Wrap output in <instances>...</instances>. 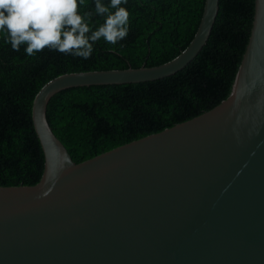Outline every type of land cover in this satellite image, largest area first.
Segmentation results:
<instances>
[{
	"label": "water",
	"instance_id": "1",
	"mask_svg": "<svg viewBox=\"0 0 264 264\" xmlns=\"http://www.w3.org/2000/svg\"><path fill=\"white\" fill-rule=\"evenodd\" d=\"M218 9L204 1L191 41L166 63L65 73L39 89L43 172L31 186H0V264H264V0L231 92L212 109L79 163L46 118L62 90L181 71Z\"/></svg>",
	"mask_w": 264,
	"mask_h": 264
},
{
	"label": "trees",
	"instance_id": "2",
	"mask_svg": "<svg viewBox=\"0 0 264 264\" xmlns=\"http://www.w3.org/2000/svg\"><path fill=\"white\" fill-rule=\"evenodd\" d=\"M204 1L128 0L123 5L129 12L127 37L116 45L101 39L87 60L48 49L30 57L24 46L13 51L0 34V186H31L42 175L44 157L31 107L45 83L65 73L154 67L172 60L191 41ZM78 11L93 12V30L103 23L94 14V0H84ZM253 14L254 0H219L206 45L171 76L58 92L46 109L52 132L79 163L212 109L231 92Z\"/></svg>",
	"mask_w": 264,
	"mask_h": 264
},
{
	"label": "clouds",
	"instance_id": "3",
	"mask_svg": "<svg viewBox=\"0 0 264 264\" xmlns=\"http://www.w3.org/2000/svg\"><path fill=\"white\" fill-rule=\"evenodd\" d=\"M128 0H94V14L103 23L93 30L92 11L81 14L84 0H0V34L4 43L27 56L48 49L87 60L103 39L116 45L129 31Z\"/></svg>",
	"mask_w": 264,
	"mask_h": 264
}]
</instances>
